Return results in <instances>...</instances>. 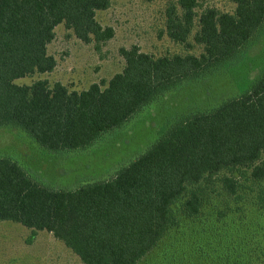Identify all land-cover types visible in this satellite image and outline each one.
Listing matches in <instances>:
<instances>
[{
    "label": "trees",
    "instance_id": "1",
    "mask_svg": "<svg viewBox=\"0 0 264 264\" xmlns=\"http://www.w3.org/2000/svg\"><path fill=\"white\" fill-rule=\"evenodd\" d=\"M230 1L232 12H198V0L166 7L167 36L189 49L201 45L199 54L154 56L136 45L122 47L120 72L103 88L92 83L77 91L60 81L16 80L54 69L47 45L60 23L86 43L111 38L113 28L96 19L111 0H0V126L20 127L52 152L91 145L183 81L238 62L237 51L261 34L264 0ZM240 169L264 179V71L238 96L162 125L142 153L103 180L55 189L1 156L0 221L29 228L31 236L51 233L84 264H139L173 227L178 201L185 216L200 213L202 197L191 186L214 182L222 173L224 192L234 195Z\"/></svg>",
    "mask_w": 264,
    "mask_h": 264
},
{
    "label": "rangeland",
    "instance_id": "2",
    "mask_svg": "<svg viewBox=\"0 0 264 264\" xmlns=\"http://www.w3.org/2000/svg\"><path fill=\"white\" fill-rule=\"evenodd\" d=\"M172 2L176 0H111L106 9L96 12V19L103 27H112L114 33L97 44L93 40L83 42L63 23L58 24L47 45L48 53L56 59L54 69L16 82L30 84L42 78L50 84L60 81L77 91L92 83L103 88L125 65L122 47L136 45L154 56L187 51L199 54L201 45L189 49L167 36L166 7ZM205 7L232 12L235 4L230 0H198V12ZM189 41L193 43L192 36ZM237 59V63L225 62L183 81L120 128L104 132L81 149L48 151L20 127L0 126V157H12L37 181L55 189H72L106 179L142 153L156 139L159 128L179 114L211 110L246 91L264 71V24L261 34L237 51ZM249 172L238 171L234 195L224 192L219 181L222 173L214 182L191 186L189 190H198L202 197L200 213L185 216L178 201L173 227L138 263L264 264V179L255 180ZM0 264L84 263L51 233L43 230L31 236L29 228L0 221Z\"/></svg>",
    "mask_w": 264,
    "mask_h": 264
},
{
    "label": "crops",
    "instance_id": "3",
    "mask_svg": "<svg viewBox=\"0 0 264 264\" xmlns=\"http://www.w3.org/2000/svg\"><path fill=\"white\" fill-rule=\"evenodd\" d=\"M7 222H9V221H7Z\"/></svg>",
    "mask_w": 264,
    "mask_h": 264
}]
</instances>
